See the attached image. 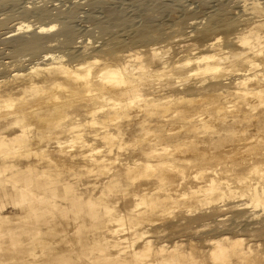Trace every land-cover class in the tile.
<instances>
[{"label": "bare ground", "instance_id": "1", "mask_svg": "<svg viewBox=\"0 0 264 264\" xmlns=\"http://www.w3.org/2000/svg\"><path fill=\"white\" fill-rule=\"evenodd\" d=\"M7 1L19 3V14L35 19L20 16L0 32L6 53L37 56L10 61V73L0 74V169L10 171L5 178L9 186L0 179V196L9 195L13 207L22 212L21 216L0 212V262L77 264L71 248H65L63 242L82 239L85 225L79 212H83L91 227L101 229L104 225L105 236L79 249L81 264H176L181 256L180 239L160 243L155 250L160 257L155 260L151 259L148 233L142 232L145 240L140 246L136 244L140 237L135 240L133 235L125 236L140 227L144 214L157 211L152 219L156 230H205L206 243L211 245L208 255L214 264H263L261 243L249 239L246 232L252 231L253 237L264 235V0H248L240 13L226 18L209 14L203 21L194 19L189 30L192 42L178 49L186 52L182 64L187 67L186 74L177 75L175 80L166 78L159 90L149 81L169 74L170 60L167 49L155 41L150 24L137 25L132 34H124L123 39L110 42L111 46L108 41L80 40L72 41L68 51L54 53L49 47L67 45L71 39L68 18L71 9L82 1H72L68 10L47 4L48 0H0V5ZM238 19L244 25L241 31H235ZM8 21L0 18V27ZM231 39L235 46H225L224 40L228 43ZM0 66L9 64L0 62ZM178 85L180 90L175 88ZM204 98L208 101L201 109L181 113V108L202 104ZM172 103L177 104L172 116H183L191 122V131L197 128L195 120L206 119L201 122L216 134L221 155H216L218 150L214 148H187V141L180 140L184 137L178 134H154L152 126L159 131L167 126L164 122L169 119ZM210 120L214 123L208 124ZM84 127L93 129L85 132ZM63 128L67 132L60 139L56 133ZM135 131L146 134L145 138L140 142L135 138L130 154H124L117 163L129 181H137L141 188L139 193L121 192L125 209L115 213L117 204H109L106 192L119 186L122 173L108 166L116 158L101 154L127 147L126 138ZM226 141L232 142L231 148H225ZM75 148L78 150L74 153ZM48 150L62 156L61 161L67 165L84 166L77 174H93L97 167L106 177L101 198L86 197L76 204L73 198L80 194L75 188L62 185L63 194H58L57 178L43 170L38 175V163L19 162L24 156L54 164L56 159L45 154ZM211 160L214 165L200 166L193 172L186 168L188 163L208 164ZM25 171L31 175H25ZM189 181L197 184L176 192ZM35 189L42 194H35ZM59 196L69 199L71 205L57 202ZM116 198L111 194L109 200ZM181 203L183 214L177 215L174 209ZM229 205L234 210L217 213ZM48 211L59 213L58 220L47 218ZM161 217L167 220L157 225ZM72 219L74 226L70 224ZM20 230L29 234L23 238ZM56 235H61L63 242H52ZM41 257L43 261L35 263ZM186 258L189 264L196 263L190 256Z\"/></svg>", "mask_w": 264, "mask_h": 264}, {"label": "rangeland", "instance_id": "2", "mask_svg": "<svg viewBox=\"0 0 264 264\" xmlns=\"http://www.w3.org/2000/svg\"><path fill=\"white\" fill-rule=\"evenodd\" d=\"M48 1L49 2H47V4H55L56 6L60 5L63 10H68V8L71 7L70 4L72 3V1H76V0H65V1L63 0L61 1V3L56 0H53V2L51 0H48ZM77 1H80V2L82 1V3L78 4L77 6L73 7V9H71L72 13L71 15H69L70 17L68 18L69 19L68 25L70 26L69 28L71 29V36H72V37L70 36L71 38L70 40H67L69 44L67 42H66L67 45L66 44L65 45L56 44L55 45L56 47L55 46L54 47L52 46V48L49 47V52H54V53L66 52L68 51L67 46L71 45L70 43H72V41L74 42V41H80V40L94 41L96 39L95 40L96 43L99 41L100 42L108 41L110 44L109 46H111L110 42L115 43L116 41H119V39L121 40L122 37L124 38L125 36L124 34L126 33L132 34L134 31V28L135 29L138 28L139 25H141L142 23H148L151 25V28H150L151 32H153L152 31L153 29L155 32V33L153 32L154 34H152L151 32H148V33L149 34L151 33L152 35H156L155 41L158 43V45H161L164 49H167V58H169L170 60V65L167 68L170 70V73L165 74V75L161 74L158 78H155L149 81L150 82L149 85H151L152 87H156V90H159L160 88H162V86H159V84L160 82H163V81L165 82L166 78H169L170 80H175L174 78L177 75H179V77L185 76L186 74L185 71L187 67L182 64L184 61L183 57L186 52L178 51V49L181 44L192 42L193 36H189V30L192 27L191 22L194 19L196 20L202 19L203 21L205 17L208 16L209 14H213L212 17L214 18H217V17L226 18L231 15L240 13L241 12L240 9L248 5L246 4L248 0H77ZM39 3H42V2H39ZM17 9H19V3L17 2L7 1V2H4V4L0 5V18L6 17L7 21L9 20L6 24L3 25V27H0V32L6 30L10 25H12L14 22L20 19V16L22 15L19 14V10ZM23 18H27L30 20L35 19L34 16H29V15H25ZM240 18H242V15ZM243 26L244 25H242V21L238 19L235 23V31H241L243 29ZM228 37L230 38L232 37V35ZM233 40L234 39H231L230 42L228 43L225 42L224 40L225 46H228V47L235 46V43L232 42ZM111 50L112 49H110V51ZM7 51L8 49L6 50L5 45L1 43L0 41V62H3L7 65L9 64V67L0 66V67H3V69H1L0 71V74H4V75H7L10 73V68L12 67V63H14L15 60L17 61L18 59H21V58L31 59L37 56V54L35 55L33 54L34 56H31V54H24V55L8 54L6 53ZM106 52H109V50H106ZM42 53L43 52H38V54H42ZM156 67L158 68V66ZM192 78H194V76ZM176 83L177 82H173V84H176ZM184 86L185 84L182 87ZM180 87L181 86L178 85L175 88L180 90L179 89ZM166 89L167 88L161 89V91H158L157 94L162 93ZM207 101H208V98H207ZM207 101H206V98H204L202 99V102H203L202 104L195 103L194 105L188 108L183 107L181 108V113L185 111L184 113L188 114L189 110L195 107H198L197 109L199 108L201 109L207 103ZM169 106H170V109H168V112H167L168 114L167 117H169V119L166 122H164V123H167V126H165L162 131L157 130L158 127L152 126V128L155 129L154 134L164 135L166 137H171L174 134H178L180 135V137H184V138H180V140H183V142L187 141V143L184 145L187 148H192L193 146H196V148H202V147H206L209 149L214 148L218 150L216 152V155H221L220 149H222V146L217 141H215V137L217 138L216 134L214 133V131L211 130V128L206 127L205 124L201 122L206 119H203V120L193 119L195 120L194 123H197V128L191 131L190 130V128H192L190 126L191 122H187L183 116L182 117L172 116L173 114L172 111L174 107H177V104L172 103V104H169ZM203 116H206V114H203ZM170 122H174V125L169 124ZM207 123L213 124L214 121L210 120ZM89 128L90 127H84L83 129L85 132L86 131L88 132L93 129V128L91 129ZM168 128H171V129L167 130ZM63 129H64L63 131H60V132L57 131L56 133L60 137V139H63L67 132L65 128ZM145 136L146 134H143L140 131H135L132 136H129L128 138H126L127 147L123 149H115L108 154H106V152H102V154L99 153L101 155L105 154L106 158H114V159L116 158L115 163H112V165L108 164V166H111V171L113 172L120 171L122 173L119 186L114 187L112 191L106 192L108 193L107 198H108L109 204L111 203L112 205V203L114 202H116L117 204L115 207V213L119 211H123V209H125L123 207V204L120 202L119 194L121 192H127V191L138 192L139 189L141 188V186L138 185L137 181H134V182L129 181V179L126 177L123 167L118 165L117 162L120 158L124 156V154H130L129 150L130 148L134 146L133 144L135 143V138L140 139L139 141H137V142H140L142 138H145ZM186 136H188V138H186ZM192 137L195 138L196 140L198 139L199 140L201 139V140L197 142H192L191 140L193 139ZM225 144H226L225 148L232 147L231 141H226ZM77 150L78 148H75L73 152L75 153ZM128 151L129 153H126ZM45 154L51 155L52 157H54L56 159V162L54 164L48 165L47 162H44V161L38 162L39 159H35L34 157L25 158L24 156H21V159L19 160V162L22 164L26 160V161L33 162V163H38L36 164V168H37L36 170L38 172V175H39V172L43 170L46 173H50L52 177H55V179L57 178L55 181L57 183V186L59 187L57 189L58 194H63V191L61 189L62 185H69L71 188H75L76 189L75 192L80 194V197H76L74 195V197L76 198H73V200L76 204L81 202L86 197H91L92 199H95V200L101 198L102 192H105L104 180H106L105 179L106 177L102 175L100 171L97 170V167L94 168L95 172H93V174L80 175V174H77V172H81L84 166L82 167L81 165H78V164L74 165L71 162L67 165L64 161H61L62 156L60 157L58 155H55L56 153L52 150L46 151ZM210 154L214 155L213 153H210ZM82 163L85 164V162H82ZM214 164L215 162L213 160L209 161L208 164L202 163L200 161L196 163H188V165L184 163V165H186V168L189 172L198 170L197 168L200 166H206V165L211 166ZM22 168H25V167H22ZM2 169L3 168L0 169V179L4 180L7 186H9V181L6 180L5 178L10 174V171L8 170L4 171ZM36 170H33V172L35 173ZM24 174L31 175L29 171H25ZM74 174L76 176H74ZM41 179L44 180L45 177L43 176ZM204 180H206V177L202 179L199 184L200 185L204 184ZM86 183L90 185L85 187ZM194 184H197V182L189 181L186 184H184V186L181 187L180 191H176V192L178 193V192H181L182 190H189V185H194ZM152 186L154 185L152 184L150 187ZM70 187L69 189L71 191ZM34 192L35 194L36 192L39 193V189H35ZM39 194H42V192H40ZM111 194H116L117 196L116 201L109 200V197L111 196ZM57 202L61 204H65L67 206L71 205V203H69V199H67L66 197L63 198V196H59ZM1 203L4 204L3 207L0 206L1 213L3 214L7 213L10 215H15V216L22 215L21 211L13 207V204L11 202V198L9 197V195L7 194L1 195L0 205ZM129 203H132V202H129ZM42 204H44V206L47 205V201ZM182 209L183 207L181 203L179 207L174 209V213L177 215H181L183 214ZM228 210L231 212L232 210H234V208H232L229 205L227 209L218 210L217 213L222 215V213ZM51 212L52 211L46 212L47 214L46 217L53 221L58 220V218L60 217V214L59 213L57 214V212L55 211H53L51 214ZM70 214L73 217L75 215V213L72 211L70 212ZM79 214L83 215L81 216V218L83 219V223L85 225L83 228L82 239L78 242L75 241L72 243H65L61 240L62 239L61 235H56L54 236V239L52 241L55 243L63 242L64 243L63 246L65 248H69V249L71 248L70 253L73 256V260H75L77 264H81L82 262V260L79 258V249L84 244H86L87 246L91 245L95 238L102 239L105 236V232L102 231L104 230V225H103V228L101 229L93 228L90 226V221L85 216V214L83 212H79ZM157 214H158L157 211H154L151 214L150 212H148L147 214H144L143 216H145V219L141 220L140 227L137 229L135 228L133 233L128 232L125 236L130 237L131 235H133L132 238L135 240L138 237H140L139 239L140 241H137L136 243L138 246H140L143 240H145L144 238L143 240L141 238V236L144 235L142 234V232L148 233L147 236H149L150 239H152L151 259L158 260V258L160 257V255H158V253L155 252L157 246L160 243L167 242L170 244V242H172L173 240L180 239L181 241H179L180 243L178 244V248L181 249V256H179L178 260L176 261V264H189L191 261L189 262V259L186 258L189 256L191 257V260L193 259L196 261L195 264H214V262L208 255V251L211 245H208L206 243L207 241L205 240L206 238L205 230H204V233H202V231H198L195 233L192 232L195 229L188 230V231H183L181 229L174 230V231L173 229L156 230L154 228L156 225L152 223V219L157 217L156 216ZM225 215L227 216L229 215L228 217L230 219V213H227ZM225 215H223V217ZM238 219L240 220L241 218H238ZM166 220H167L166 218L161 217L156 220V224L161 225ZM70 222H71L70 224L74 226L75 220L72 219V221ZM48 223L49 222L47 219V225ZM99 224H101V222H98V225ZM42 230L45 231L43 228ZM247 232H246V236L249 239L257 240L258 242L261 243L260 249L264 253V235L257 234V235H254L253 237L252 231H247ZM28 234L29 233H26L25 230H20V236H22L23 238H25L26 235ZM62 235L64 236V233H62ZM42 237L45 238L46 235H41V238ZM191 237L193 238V240H191ZM46 239L49 240L48 238ZM60 244L62 245V243ZM165 254H167L166 251H165ZM231 260L233 262H236L237 258L232 257ZM8 261H11V260H8ZM42 261L43 260L41 257L40 261L38 260V262H35V263H41ZM262 262L263 261H259V263H256V264H261ZM0 264L2 263L0 262Z\"/></svg>", "mask_w": 264, "mask_h": 264}]
</instances>
